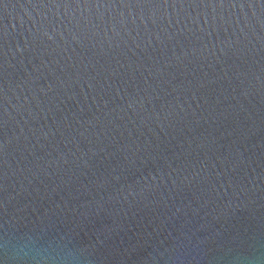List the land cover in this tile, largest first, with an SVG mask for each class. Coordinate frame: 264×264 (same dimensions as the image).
<instances>
[{
	"label": "water",
	"instance_id": "obj_1",
	"mask_svg": "<svg viewBox=\"0 0 264 264\" xmlns=\"http://www.w3.org/2000/svg\"><path fill=\"white\" fill-rule=\"evenodd\" d=\"M0 264H264V0H0Z\"/></svg>",
	"mask_w": 264,
	"mask_h": 264
}]
</instances>
